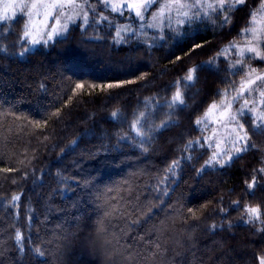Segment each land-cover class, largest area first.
Wrapping results in <instances>:
<instances>
[{"label":"snow or ice","instance_id":"6c2138e0","mask_svg":"<svg viewBox=\"0 0 264 264\" xmlns=\"http://www.w3.org/2000/svg\"><path fill=\"white\" fill-rule=\"evenodd\" d=\"M97 47L127 49L122 75L99 80L81 74V52L94 55ZM164 49L175 79L144 96L155 76L138 57L153 62L154 52ZM36 57L47 67L35 64L36 79L25 76L23 83L47 95L48 82L58 81L57 102L49 101L38 118L18 113L15 103L0 105V125L8 117L26 122L23 133L34 125L41 129L38 140L55 141L57 160L74 157L80 175L58 169L52 192L76 193L74 207L85 211L75 231L58 226L42 235L48 215L36 224L32 207L28 223L20 225L15 210L27 181L42 187L51 172L42 168L37 176L32 161L38 149L31 160L27 150L17 155L23 166H12L16 134L9 129L0 137L6 165L0 173L9 174L4 180L15 189H5L0 206L16 219L0 225V257L10 264H205L200 235H220L219 243L204 246L212 264H264V143L257 142L264 138V0H0V74ZM202 81L205 87L196 88ZM81 109L84 116L77 114ZM77 122L86 127L61 147L66 137L56 126ZM165 142L162 159L150 160ZM249 154L254 161L241 185L225 189L218 182L202 194L204 176H224ZM121 156L134 163L119 180L84 169L88 160L110 157L119 166ZM181 182L189 186L187 197L182 191L173 199ZM257 191L261 198L253 203ZM241 225L251 239L228 235ZM77 255L91 259L74 261Z\"/></svg>","mask_w":264,"mask_h":264},{"label":"trees","instance_id":"16d2710c","mask_svg":"<svg viewBox=\"0 0 264 264\" xmlns=\"http://www.w3.org/2000/svg\"><path fill=\"white\" fill-rule=\"evenodd\" d=\"M209 38H211L212 33L209 28L208 32ZM75 46V45H74ZM167 50L156 51L153 54V62H149L147 58L144 60H139L140 62L149 72L153 73L155 79L151 84L148 85V89L144 92V96L150 95L151 91L154 90L156 86L161 84L169 83L175 79V75L173 72V65L168 64L166 60H164L163 54ZM127 53V49L124 50H109L107 48H95L94 55H88L81 52V73H84L86 76L94 77L99 80H103L106 77H111L115 75H122L121 71V63L125 60V56ZM56 57V52H52L49 59L54 60ZM203 59V58H200ZM43 62L45 64V68L47 67V61L44 60L43 57H36L33 61V64H28L27 62H21L20 64H14L12 66L11 71L7 73L0 74V79H3L5 82L2 86H0V105L7 106L9 103H15L16 109L18 113L28 115L30 117L38 118L40 112L44 107L47 106L48 102H57L55 97L52 95L53 91L58 87V81L56 83L48 82L49 92L47 95H36L32 88L28 87L26 83H23L25 76L28 77V80L36 79V71L35 64L39 62ZM176 72H179V69H175ZM161 73H164L161 75ZM213 77H207L208 85L213 89L216 87L215 84L212 83ZM239 80V77H237ZM205 84L202 83L196 85V88H204ZM98 91V90H97ZM195 91V89H193ZM191 95V93H189ZM143 99V96L141 97ZM67 111V110H65ZM84 109H81L77 114L80 116L85 115ZM87 111H91L88 109ZM106 115V113H105ZM2 119V118H0ZM99 119V117H98ZM26 122L20 120H14L12 117H8V123L6 125H0V137L9 135V129L15 133L14 137V148L10 149L12 153V166L16 168H20L23 165L20 163V160H23L24 157L22 155L17 159V155L28 152V159H32V150L38 149V159L33 160L32 164L35 166V171L37 176L40 174V169H44L45 172H51V175H48L44 178L43 186H39L38 184H34L30 179L27 181L24 187L25 195L22 198V203L15 210L19 215V223L22 226H26L28 223V217L30 213L28 212V208L32 207L36 210L34 223L39 224L41 215L47 213L48 222L46 226L41 227V234L43 235L45 232L53 233L57 230L58 226H63L64 229L75 231L76 230V222L80 219L85 211L83 207L77 209L74 207V201L77 199L76 193L72 191L66 192H52V189L56 187V177L55 173L58 169L63 170L67 176H79L80 171L74 166L72 155L65 157L63 160H57V156L60 154L59 148H56L55 151H52V145L55 141H43L41 139H37L35 137V133L41 131V129H37L34 125L28 126V132H21V127ZM66 123L68 125H72V120H67ZM43 127V126H42ZM86 127L82 122H77L74 126L65 128V124H59L56 126V133H61L66 137L61 142V147L69 144L73 135L76 131H83ZM44 131L51 132L52 129H44ZM258 143H264V138H257ZM165 144L162 146L158 144L157 152L150 157L152 161H160L164 154ZM84 147V145H81ZM115 155V154H113ZM259 154H256L255 158H258ZM79 156V149L77 150L76 157ZM254 161L253 154H249L245 160L239 161L236 165L230 168L226 175H212V176H204L202 180H200L198 187L201 189L203 195H208L213 191L212 185L217 184L218 182L222 184L225 189L232 188L237 185H241L244 179V173L249 171L248 165H251ZM117 163L119 166H114L111 162V157L108 161H104L101 158L100 161L96 160H88L84 164V169L87 171L96 173L97 170L102 171L104 174L112 172L116 173L115 176L108 175V179L111 180H119L122 176L121 172L127 170L129 173L130 168L132 167L134 161L125 160L123 156L119 157ZM6 166L4 163H0V167ZM32 166L27 168V171L32 172ZM5 173H0V199L4 198L5 189H15L14 185H11L10 182H6L4 180ZM10 175L15 176L16 173H11ZM146 179V177H145ZM184 179L187 181L189 177L185 175ZM79 189H77V192ZM185 192L187 197V192L189 191V186L186 183L181 182L180 187L176 189L175 194L173 195V199L180 192ZM51 194V195H50ZM7 196L10 198L11 191H8ZM211 199V197H208ZM261 198V193L257 191L256 196L253 198V203ZM190 199V197H189ZM202 202V201H199ZM193 203H197V201H193ZM235 213H233V218H235ZM16 216L8 215V209L6 207L0 206V225L7 226L8 222L15 220ZM82 223V219H80ZM0 232H3V229H0ZM235 235L237 241H244L246 237H248L247 226L241 225V227L235 230L234 233H229L228 235ZM33 235L35 236V230H33ZM51 238V237H50ZM251 239V237H248ZM200 246L201 253L205 255V264H212L211 260L207 259L208 253L204 252V246L213 247V241L219 243L221 236L218 235L216 237H211L207 235H200ZM228 246H233L232 241H228ZM221 253L217 252L215 255L219 256ZM231 255V254H229ZM4 259V264H10V261L7 258L0 257ZM74 261H90V257L84 256L81 257L79 255L72 258ZM25 264H28L25 261ZM220 264H227V259L220 261Z\"/></svg>","mask_w":264,"mask_h":264},{"label":"rangeland","instance_id":"374dc122","mask_svg":"<svg viewBox=\"0 0 264 264\" xmlns=\"http://www.w3.org/2000/svg\"><path fill=\"white\" fill-rule=\"evenodd\" d=\"M81 74L85 75L84 73H81ZM118 173H121L120 175H125V174H128V171L127 170H124V171L121 170V172H118ZM112 174L115 176L116 173L114 174L112 172H109V173L104 174L105 175V179L108 180V178H107L108 175H112Z\"/></svg>","mask_w":264,"mask_h":264}]
</instances>
